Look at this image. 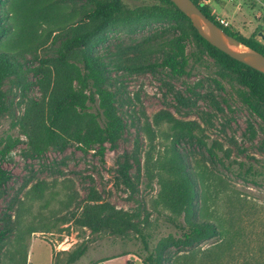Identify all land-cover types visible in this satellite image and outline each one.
<instances>
[{"label": "rangeland", "instance_id": "374dc122", "mask_svg": "<svg viewBox=\"0 0 264 264\" xmlns=\"http://www.w3.org/2000/svg\"><path fill=\"white\" fill-rule=\"evenodd\" d=\"M13 1L0 0L1 13H13ZM201 1L234 32L264 42L260 35L264 32V0ZM153 2L124 0L125 10L131 14ZM12 22L8 18L6 26ZM168 24L154 21L144 25L128 19L98 47L106 61L114 63L111 82L121 90L118 106L126 122L117 147L108 148L103 158L95 150L84 152L75 143L63 148L53 145L42 154L34 152L26 130L35 121L41 89L38 83H29L24 89L22 83L5 82L9 109L0 115V140H18L2 160L11 178L0 186V228L12 230L0 253V264H91L124 251L148 255L134 231L92 233L78 223L92 187L101 202L140 212L141 219L148 217L144 225L152 249L170 234L180 236L170 219L182 218L164 204L158 180L159 161L176 137H182L178 147L191 152V167L198 175L202 196L198 205L238 234L232 243L212 238L189 248L173 246L171 260L164 264H264V119L242 100L237 80L222 76L223 68L211 56L205 54L197 63L191 59L193 73L179 78L157 65L166 55L161 43L174 35ZM43 30L44 26L34 27L37 36ZM24 35L31 36L30 31L16 39L12 36L9 45ZM54 37L41 42L37 54L28 49L18 59L36 65L35 55L55 57L61 41ZM196 48L193 38L186 42L187 53ZM135 66L140 68H129ZM27 78L36 79L32 71ZM190 134L195 136L192 141L187 139ZM126 154L132 163L133 188L118 172V159ZM249 166L252 171L247 173ZM85 244L87 252L71 261Z\"/></svg>", "mask_w": 264, "mask_h": 264}, {"label": "trees", "instance_id": "16d2710c", "mask_svg": "<svg viewBox=\"0 0 264 264\" xmlns=\"http://www.w3.org/2000/svg\"><path fill=\"white\" fill-rule=\"evenodd\" d=\"M151 1H154L152 5L141 11H130L131 14L125 10L124 0H85L83 3H79V0H14L13 13L9 11L7 16L0 11V115L9 109L8 95L4 89L7 80L22 83L24 89L29 87V83H38L42 99L35 103L38 105L35 108V121L26 130L34 152L42 154L50 146L63 148L75 143L84 152L95 150L103 158L108 148L117 147L126 128L118 106L121 90L111 82L114 63L106 61L98 47L109 39L110 31L126 24L128 19L141 21L144 25L154 21L168 22L174 35L161 43L162 50L166 48V55L156 64L167 68L172 77L179 78L190 76L193 63L201 62L203 55L211 56L223 68L222 76L237 80V93L242 100L264 119V73L231 57L202 37L190 18L171 0ZM193 1L229 34L264 54L263 41L234 32L217 20L209 5L201 0ZM8 18H13V22L6 26ZM36 24L44 26L43 33L38 36L34 31ZM29 31L31 36L24 35L21 41L17 40L21 44L16 41L9 45L12 36L16 39L18 34ZM52 34L55 35L54 41H61L58 55L48 58L35 55L39 60L36 65L18 59L28 49L36 52L41 42ZM192 38L197 48L187 53L186 42ZM191 59L195 62L191 63ZM31 71L35 80L27 78ZM146 129L150 131V126L146 125ZM189 137L187 139L190 141L195 138L193 134ZM17 140L11 137L0 140V186H5L11 178L2 160L7 158ZM181 140L182 137H176L164 160H158L161 198L177 217L182 218L180 221L175 217L170 219L179 229L180 236L170 234L160 239L152 249L151 238L144 225L148 217L141 219L140 212L118 210L108 202H101L100 194L93 187L81 206V213L76 219L78 223L89 227L92 233L107 229L116 234L134 231L149 251L146 256L135 251L144 264H164V261L171 260L170 248L173 246L189 248L212 238L218 239V242L227 240L232 243L238 231L226 228L219 216L213 217L208 208L201 209L198 205V200L202 199L200 181L191 167V152L178 147ZM197 140L201 141L200 138ZM131 164L127 154L118 159V172L124 183L133 188ZM251 171L252 167L249 166L247 173ZM219 194L218 190L216 198ZM11 230L7 226L0 228V253ZM87 250L88 245H83L71 257V261L79 259Z\"/></svg>", "mask_w": 264, "mask_h": 264}, {"label": "water", "instance_id": "95a60500", "mask_svg": "<svg viewBox=\"0 0 264 264\" xmlns=\"http://www.w3.org/2000/svg\"><path fill=\"white\" fill-rule=\"evenodd\" d=\"M191 20L199 34L231 57L264 73V54L251 49L210 19L193 0H171ZM264 40V32H260ZM247 47L250 53L244 52Z\"/></svg>", "mask_w": 264, "mask_h": 264}, {"label": "crops", "instance_id": "0c3cea01", "mask_svg": "<svg viewBox=\"0 0 264 264\" xmlns=\"http://www.w3.org/2000/svg\"><path fill=\"white\" fill-rule=\"evenodd\" d=\"M52 262H54V253H52ZM91 264H144V262L135 251H124L117 255L98 258Z\"/></svg>", "mask_w": 264, "mask_h": 264}, {"label": "built area", "instance_id": "2783aa9c", "mask_svg": "<svg viewBox=\"0 0 264 264\" xmlns=\"http://www.w3.org/2000/svg\"><path fill=\"white\" fill-rule=\"evenodd\" d=\"M217 20H219L223 25L229 26V23L227 21H225L224 19L218 18Z\"/></svg>", "mask_w": 264, "mask_h": 264}, {"label": "bare ground", "instance_id": "6f19581e", "mask_svg": "<svg viewBox=\"0 0 264 264\" xmlns=\"http://www.w3.org/2000/svg\"><path fill=\"white\" fill-rule=\"evenodd\" d=\"M242 49L244 50V52L250 53V50L247 47H242Z\"/></svg>", "mask_w": 264, "mask_h": 264}]
</instances>
